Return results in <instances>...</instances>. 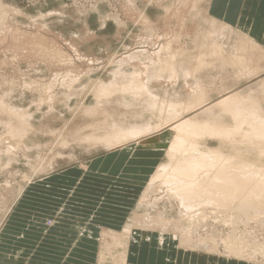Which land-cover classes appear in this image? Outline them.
I'll return each mask as SVG.
<instances>
[{
	"label": "rangeland",
	"instance_id": "374dc122",
	"mask_svg": "<svg viewBox=\"0 0 264 264\" xmlns=\"http://www.w3.org/2000/svg\"><path fill=\"white\" fill-rule=\"evenodd\" d=\"M0 1L7 10L4 18L6 20H0V24L2 22L0 25V87L2 88H0V96L5 93V102L25 111L26 120L30 124L22 136L15 135L14 137H11L5 126L0 124V137H9L5 139L8 144L15 141L19 143V147L13 146L12 149H8V145L2 144L3 142L0 144V264H112L118 252L110 244L106 248L101 247L99 242L101 238H98L96 233L91 240L83 239L80 243L75 242L77 238L72 230V234H69L70 229L68 228V225L75 220L73 213L58 215V210L49 203L30 199V197L19 200V193L37 180L58 171L84 165H88L89 169L90 166L94 168V164L99 162L96 160L104 156L106 151L113 150L88 147L86 143H81L77 139L79 130L86 134L90 131L89 125L97 121H105V118L108 120L117 118L131 110V108L122 106L121 96L118 95L117 98L102 101L100 104L99 113L106 112L105 117L97 116L96 112L87 111L96 106L95 90L107 87L112 82L120 83L123 73L127 76L129 73L150 66L148 59L154 58L152 55L156 52L161 51L160 59L163 61L170 54L165 49L168 42L172 43L170 48L173 52L183 51L184 57L181 59L182 61L188 60L190 66H195L202 58L208 57L204 52L212 43H218L222 47L220 52L224 55L229 52L227 57L245 58L247 68H253L255 63L261 62L264 51L251 42L247 43L248 38L238 30H232V33H229L225 29V32L222 31L224 36L213 33L214 30L217 32L221 25L217 23L212 27L209 26L211 24L206 15V0H196L199 3L194 0ZM10 10L13 12L10 13ZM14 10L17 12L14 13ZM232 50H234L233 55ZM133 54L137 56L138 61L121 65ZM261 63V71L250 77L240 76L242 69L233 67L234 65L221 67L219 59L215 61L214 68L199 71L200 79L207 86L209 94V100L204 104L208 106L216 104L221 97L223 99L228 94L248 95L250 93L259 102L264 114V86L262 85L264 83V61ZM123 81L126 79L124 78ZM24 82L31 83V86L24 89ZM161 82L153 86L156 91H159L157 93L160 97L164 96L163 89L165 88L170 91L169 93L174 91L180 93V99L191 95L192 88H188L192 85L191 80L188 81V86L184 85L181 80L172 83L174 82L172 79V82L167 84ZM171 98L172 96H167V99ZM130 99L127 95V100ZM136 105L135 109L138 112L141 111L142 105ZM204 110L198 107L192 108L185 111L183 117L196 116L200 117V120L206 116L203 114ZM145 114V117H151V115L152 118L154 117L153 114ZM126 115L129 116V114ZM6 118L4 114L0 115L2 122H6ZM229 120V118L225 119L223 125L231 127L233 124L231 125ZM170 132L168 129L164 132L168 134V138H170ZM171 134L174 137L175 132ZM242 137V134L238 132L228 140L204 135L196 141L199 151H221L225 157L242 159L251 167L264 170V154L259 155L256 149L248 146ZM168 138L165 140L168 141ZM159 147L164 150L160 152L159 165L171 164L180 156L178 154L171 159L165 152V146L160 145ZM158 164L156 167L159 166ZM128 170L135 169H127V172ZM156 183L152 191L148 193V199L146 198L148 204L145 203L146 206L143 204L139 210L134 207V213L140 217L146 214L149 217L153 216L152 218L160 215L167 220V224L178 220L181 228H187L188 222L182 216V208L178 199L171 193L170 185L165 184L163 180ZM146 186L147 183L144 188ZM6 206L9 207V211L5 208ZM81 206L82 212L79 218L77 217V224L84 225L86 222L84 217L87 218V214L94 209L95 204L90 202L87 207ZM84 210L87 212L83 213ZM141 210L147 211L142 212ZM111 215V212L98 215L100 219L97 223H106L107 228L121 233L117 223H122V218L120 217L121 219L117 221L116 217L113 221V219L110 220ZM130 221L129 218L126 226L130 224ZM93 222L96 224V220ZM196 232L197 237L213 241L218 246L212 249H196L186 244V247L190 246V250L214 251L231 258L241 256L243 259L249 261L254 259L253 261L264 264V255L260 253V251L264 252V222L258 218L233 225L219 219L209 218L205 224L200 225ZM73 243H76L77 247H73L71 245ZM231 246L246 251V253L238 256L229 254L227 251ZM53 248L55 251L52 250Z\"/></svg>",
	"mask_w": 264,
	"mask_h": 264
},
{
	"label": "bare ground",
	"instance_id": "6f19581e",
	"mask_svg": "<svg viewBox=\"0 0 264 264\" xmlns=\"http://www.w3.org/2000/svg\"><path fill=\"white\" fill-rule=\"evenodd\" d=\"M126 3H128V5H131L129 2ZM5 9L6 6L3 5L0 1V20H6L4 19L7 14V10ZM165 11L168 12L167 9H165ZM11 12L13 11L10 10V13ZM15 12L17 11L14 10V13ZM190 12L192 13V11ZM208 21L210 22L211 25L209 26L211 27L219 22L211 18H208ZM221 24H219V26ZM0 25H2V22ZM228 28L231 27L228 26ZM228 28L224 24L218 28L217 32H215L214 30L213 33H219L216 35L224 36L223 35L224 33L222 31L225 32V29L226 32L229 31V33H232V31ZM178 31L179 30H177V32ZM165 33H169V32H165ZM209 37L210 39H212L211 36ZM246 41L247 43L251 42L248 39H246ZM220 43L222 44V42ZM237 43L238 42H236V44ZM170 46H172V43L170 44V42H168L166 44L165 49L166 52H169L170 54L169 56L167 55L163 59L164 62L160 59L161 51L156 52L155 54L152 55L154 58L151 59L150 57L148 59V61L151 64L150 66L144 67L143 70L129 73L127 76L126 73H123L122 78L123 79L125 78L126 81H123L122 79V81L118 84L116 82H112L107 87L98 88L97 90H95L96 93L95 95L97 100L96 106L94 108H89L87 110L94 113L96 112V114L98 113L97 116L102 115L105 117V114H107L106 112L99 113L100 111L99 108L101 106L100 104H102V101L106 102L109 101V99L117 98V96L120 95L122 106L124 105V107L128 109L131 108V110L127 111L128 113H124L123 115L117 118H111L109 120L105 118V121H97L88 126L90 128V131H88V133L85 134L81 130H79L78 137L75 136L77 137L78 140H80L79 142L86 143L88 147L90 146L102 147L108 150L123 146L125 147L131 144H133V146L135 147L140 146L144 148H151L155 144H157V146L160 145L165 146V152H167V155L171 159H174L178 154L180 155L179 158L175 159V161H173V163L171 162V164L170 163L160 164V165L158 164L159 166L154 170V172L152 171L151 172L152 174L150 173L151 176L148 177L149 180L147 182L146 188H144L145 190H143L137 202L135 201L136 202L135 209L139 210V208L143 206V204L145 203L148 204V202H146V200L148 199L147 198L148 193L152 191V189L154 188V184L157 181L163 180L165 184L170 185L171 193L176 199H178V202L182 208L181 210L182 216L188 222L187 223L188 227L181 228V225L179 224V222H177L178 220L176 222L171 221L170 224H167V220L163 216L158 215L157 217L152 218L153 216L149 217V215L144 214V217L143 216L140 217L139 215H136L133 211L132 214L130 213L131 214L130 224L125 226L124 230H122L121 233H116L113 231L111 232L109 230V231H103L101 234V241H99L101 247L106 248L107 246L112 245L114 249L118 252L117 257H115L112 260V264H127L128 257H130L128 248L133 242L136 244L138 243L146 244L149 242V244H151L153 241H155L157 247L159 248L160 247L165 248L166 245H173L180 248L182 247L189 248L190 246L186 247L185 246L186 244L187 245L190 244L191 247H195L196 249L197 248L212 249L213 247H217L218 245L215 242L210 240H205L203 238H199L196 235L197 234L196 231L198 230L200 225L205 224V222L209 218L219 219L232 225L239 223L241 221L247 222L248 220L250 221V219H254V218H258L260 221L264 222V170L261 171L257 168L251 167L246 161L242 159L236 160L230 157H225L224 156L225 154L223 155L221 151H208V152H205L206 150L199 151L198 143L196 141L197 139L203 137L204 135L217 136L219 139L228 140L231 139L232 135L234 136L239 132L243 136L242 139L248 143L247 144L248 146H251L252 148L256 149V152H258L259 155L264 154V114H263V109L259 104V102L255 98H253V96L250 95V93L248 95H239V94L233 95L230 93L231 95L228 94V96L224 97L223 99L221 97V100L218 101L216 104H213L214 103L213 102L212 103L213 105L211 104H209L210 106H208V104L205 105L204 103H206L209 100L208 99L209 94L206 89L207 86H205L203 84L202 79H200V72H199L204 69L214 68L215 61L219 59L221 61V67L224 66L226 67L227 65L228 66L234 65L233 67L240 68V70L242 69L241 73L239 74L240 76L250 77L253 75H257L261 71L262 69L261 62L264 61V57H261V60L259 59L261 62L258 61V64L255 63L256 65L253 66V68H247L248 64H246L247 60L245 58L231 56V58H233L231 59L230 57H227V55L230 54L228 51L227 52L229 54L228 53L225 54L226 55L225 57V55L222 52H220L222 50V47L218 43L216 44L212 43V45L209 47L211 48V50H208L209 49L208 48L207 51L204 52L206 53L205 56L207 55L208 57L205 59L202 58L198 64H195V66H190V62H188V60L182 61L181 59L184 57L183 51L180 50L173 52ZM232 51H233L232 52L233 55L234 50ZM137 59H138L137 56L133 54L131 57L128 58V60L123 61L121 65H124L127 62L129 63L132 61L134 62ZM172 79H174V82H172ZM203 79L207 80L205 78ZM162 80L163 82H161ZM180 80L186 86L189 85L188 82L189 80L192 81L191 82L192 85L188 86V88L189 87L192 88L191 95H187L186 98L180 99L181 98L180 93H177L175 91L173 93H169L170 91L167 90L166 88L163 89L164 96L160 97V95L157 93L159 91H156V88H153L154 84L156 86V84H159V82L167 84L169 82L176 83L177 81ZM262 85L264 86V83H262ZM30 86L31 83L24 82V86H23L24 89L29 88ZM127 95L131 98L130 100H127ZM166 95L172 96V98L167 99ZM4 96L5 93L4 95L0 96V115L3 116L4 114V118L7 117L6 118L7 121L2 122L0 119V124L5 126V129H7V132L11 135V137H14L15 135L22 136L25 133V131H27L28 128L30 127V124L28 123L29 121L26 120L27 114L22 109L21 110L17 109L15 105L12 106L11 104L5 102ZM49 98L51 99V97H48V99ZM136 104L142 105V108L140 109L141 111L138 112L135 109L134 106H137ZM18 107H20V105ZM197 107L200 110L205 109L203 111V114H206V116H204V118H201L202 120L201 119L199 120L200 117H196V116L193 118L183 117L185 111H189L190 109ZM145 113L153 114L154 117L152 118V115L151 117L150 116L145 117L144 116ZM126 114H129V116ZM88 116H90V114ZM228 118L230 119L229 123H231V125L233 124L231 127H227L223 125L225 124V119L227 120ZM165 128L171 131L169 135L170 138H168L167 133H164L166 130ZM172 132H175L174 137L171 134ZM8 138L0 137V144L2 142H3L2 144H7L8 149H12L13 146L19 147L18 141L17 142L15 141L16 143L13 142L12 144H8L7 142H5V139ZM166 138H168V141L165 140ZM23 139L25 138L23 137ZM23 142L24 141H22V143ZM77 144L80 145L79 143ZM208 145L209 144H207V146ZM12 155L14 156L13 153ZM21 195H22V191L19 193L18 197H20ZM120 196H122L121 193ZM5 208H7V210L9 211L8 209L9 207L6 206ZM144 211L145 210H143L142 212ZM156 213L159 214V212ZM171 214H173V212H171ZM100 223L103 224V222ZM202 228L204 227L202 226ZM239 229H241V227ZM202 235L203 234L201 233V236ZM199 251H204L206 253H215L214 251H205V250H199ZM227 252L235 256L242 255V253L244 254V252L246 253V251H241V249L232 246L229 247ZM260 253L264 255V252L260 251ZM100 254H98V256ZM215 254H220V253L217 252ZM235 258L239 260L243 259L241 256ZM253 260H251V262H256Z\"/></svg>",
	"mask_w": 264,
	"mask_h": 264
},
{
	"label": "crops",
	"instance_id": "0c3cea01",
	"mask_svg": "<svg viewBox=\"0 0 264 264\" xmlns=\"http://www.w3.org/2000/svg\"><path fill=\"white\" fill-rule=\"evenodd\" d=\"M206 15L208 18L219 21L218 23H222L221 25L225 24L227 28L228 26L231 27L228 28L231 31L238 30L239 32H243L253 44L264 51V0H207ZM162 151L164 150L157 146V144L151 148L135 147L131 144L106 151L104 156L96 160L99 162L95 161L94 168L90 166L91 170L88 168V165H84L70 167L48 175L37 180V182L22 191L19 200L20 198L27 199L30 197V199H36L46 204L49 203L58 210V215L73 213L75 220L73 219L74 222L70 223L68 228L70 229L69 234H72V231L74 232L73 234L77 238L75 242L78 243L82 242L83 239H93L95 233L98 238H101L103 231L110 230L111 232H116L107 228L108 224H93L95 219L96 222L99 221L100 217L98 215L100 214L111 212L112 215L109 216L110 220L117 217V221H119L122 218L124 222L117 223L119 224L117 226H120L119 232H122L139 196L143 192L144 186L149 180L148 177L157 168L158 158H160V152ZM127 169L135 170H128L129 172H127ZM135 178L138 179L136 180ZM120 193L122 196H120ZM90 202H93L96 206L89 212L87 218L84 217L86 220L84 225L77 224V217L81 213V205L87 207ZM85 212L87 210L83 213ZM122 214L124 216H121ZM132 244L128 248L130 257H128L127 264L259 263L199 250L194 251L173 245L159 248L155 241L151 244L149 242L146 244H136L133 242ZM71 245L77 247L76 243ZM52 250L55 251V248ZM52 255L54 256V253Z\"/></svg>",
	"mask_w": 264,
	"mask_h": 264
}]
</instances>
